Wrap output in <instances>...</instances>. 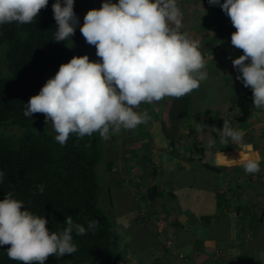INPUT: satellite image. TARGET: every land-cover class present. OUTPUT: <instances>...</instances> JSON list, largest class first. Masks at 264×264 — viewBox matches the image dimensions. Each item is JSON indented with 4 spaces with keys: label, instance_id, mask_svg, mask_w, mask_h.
<instances>
[{
    "label": "clouds",
    "instance_id": "1",
    "mask_svg": "<svg viewBox=\"0 0 264 264\" xmlns=\"http://www.w3.org/2000/svg\"><path fill=\"white\" fill-rule=\"evenodd\" d=\"M49 0H0V25L31 24ZM219 6L236 29L231 45L243 54L232 59L236 79L252 91V104L264 109V0H208ZM75 0H55V42L71 40L79 19ZM184 14L177 0H103L99 9L87 11L80 26L85 42L96 49L99 60L88 55L73 56L62 63L39 93L29 98L24 115L40 113L51 122L55 140L64 146L70 135L78 139L97 133L105 141L123 131H133L152 117L142 104L164 98H182L198 90L206 81V60L198 39L182 31ZM208 127L199 123L196 132ZM222 143L241 144L244 130L223 120L222 129L211 127ZM214 141L207 148L214 147ZM241 163L246 174L261 171V158L229 159L216 153L217 165ZM5 173L0 171V182ZM44 184L36 191L43 194ZM33 192V195L36 194ZM49 221L34 214L12 192L0 200V246L7 247L10 260L20 264H45L50 256L58 259L78 251L73 234L83 236L94 230L67 216L64 229L51 231Z\"/></svg>",
    "mask_w": 264,
    "mask_h": 264
},
{
    "label": "crops",
    "instance_id": "2",
    "mask_svg": "<svg viewBox=\"0 0 264 264\" xmlns=\"http://www.w3.org/2000/svg\"><path fill=\"white\" fill-rule=\"evenodd\" d=\"M191 3L177 0L184 18L207 17L209 9L197 14ZM188 25L182 31L190 33ZM222 48V58H209V53L204 58L206 81L223 92H210L213 99L208 92H192L179 99L142 104L138 111L147 110L152 117L147 124L122 130L107 141L101 139L109 204L114 194L130 203L125 225L115 229L127 264H264V243H259L264 238V109L253 107L246 121H235L233 102L241 81L236 79L239 73L232 59L243 52L231 45V37ZM195 93L200 96L199 106L193 110ZM223 120L244 130L243 142L220 143L209 150L208 142L218 138L211 127L222 129ZM199 123L208 126L200 133L196 132ZM219 152L236 160L258 155L261 171L246 174L239 162L217 165ZM204 163L219 169L210 170ZM189 173L194 180L184 179ZM152 186L155 195L149 197L147 190ZM181 191L185 195H179ZM182 198L189 204L184 205Z\"/></svg>",
    "mask_w": 264,
    "mask_h": 264
},
{
    "label": "trees",
    "instance_id": "3",
    "mask_svg": "<svg viewBox=\"0 0 264 264\" xmlns=\"http://www.w3.org/2000/svg\"><path fill=\"white\" fill-rule=\"evenodd\" d=\"M54 2L49 0L47 7L31 24L0 25V44L5 45L4 73L0 71V171L5 176L0 182V200L12 192L14 198L24 202L25 208L44 216L49 221V229L55 232L64 229V221L69 215L85 228L89 222H96L95 229L85 235L73 234L77 252L59 259L50 256L45 264H127L125 247L97 202L95 166L102 159L103 152L99 135L94 133L78 139L72 134L61 146L55 136L43 128V114L24 115L25 104L31 96L39 93L46 70L50 71L52 78L62 63L69 62L73 56L86 55L81 48L68 49L69 40H53L57 27L52 10ZM208 8L202 26H192L189 33L190 36L198 35L195 38L200 41L203 55L213 53L214 47L221 49L236 31L219 6L209 5ZM74 11L79 25L71 39L81 35L78 0H75ZM209 70L215 72L212 66ZM220 78L229 81L227 76ZM233 106L237 110L234 119L238 123L246 121L253 110L252 91L242 82ZM10 126L19 128L14 138L3 135ZM204 167L214 171L219 169L208 163H204ZM39 184L45 185L43 194L36 191ZM153 195L154 186L147 190V196ZM7 247L0 246V264H20L8 258Z\"/></svg>",
    "mask_w": 264,
    "mask_h": 264
},
{
    "label": "rangeland",
    "instance_id": "4",
    "mask_svg": "<svg viewBox=\"0 0 264 264\" xmlns=\"http://www.w3.org/2000/svg\"><path fill=\"white\" fill-rule=\"evenodd\" d=\"M79 2V6H80V14H81V18H82V24H83V18L84 15L87 13L88 10L96 8L99 9L103 3V0H78ZM113 3H118V0H112ZM192 7L196 8V12L197 14H202L204 9H209V3L208 0H192ZM206 18V16L204 15H200V16H194L191 18H183V24L184 27L189 26L188 24H190V26H194V25H199L202 26L204 19ZM192 38L196 39L198 38V35L194 34L191 36ZM196 37V38H195ZM66 47L70 50L73 49H77V48H81L84 50L85 54L89 56L90 60L96 61L99 60V57H97L96 55L94 57L91 56V52L93 51L92 54H96V49L94 46H91L89 44H87L85 42L84 37L82 36V34L75 38V39H71L67 42ZM4 50H5V45L4 44H0V71L4 73ZM224 49L221 48L219 49L218 47H214V52L213 53H209L208 56L209 58H213L214 56L219 55L221 58L222 56H224L223 54H221V52H223ZM229 52V51H228ZM6 71V70H5ZM51 77V73L49 70H46L44 72V76H43V81L41 84V87L39 88L38 92L40 91V89L42 88V86L46 83V81ZM193 92H208V95L211 97V93L210 92H223V90H221L220 88H218V86H216L213 82L210 81H204L203 85L199 87L198 90H194ZM199 95L198 93H195L192 97V109H196L197 106H199L198 104V100H199ZM209 99V97H208ZM213 99V96L210 98ZM43 128L49 132L52 135H56V133L54 132L51 122L47 123L46 122L43 124ZM19 131V128L17 126H10L8 127L3 134L4 136H8V137H13L15 135H17V132ZM14 138V137H13ZM214 147H217V145H220L221 140L218 136L217 139L214 140ZM231 141H229L228 144H230ZM224 144V143H223ZM102 145V142H101ZM208 145V144H207ZM103 155H102V159L96 164L95 166V171H96V175H97V202L99 207L105 212V214L109 217L111 223H112V229L115 231L116 227L119 225L124 226L125 222H126V218H128L129 216V212L131 210L130 208V203L128 202L127 198H125L123 195H118V194H114L113 198H112V205L109 204V195L107 192V184L105 182L104 179V170H103ZM193 173V171H192ZM186 176V175H185ZM187 180H194L193 175L191 173L187 174L186 176ZM186 191V190H183ZM181 191L179 193V195H185L184 192ZM183 201V204H189L187 200H185V198L180 199ZM187 201V202H186ZM184 204V205H185ZM117 213H121L122 217L116 218ZM130 235V232H128ZM121 238L123 236H120ZM260 244L264 243V238H261V241H259Z\"/></svg>",
    "mask_w": 264,
    "mask_h": 264
},
{
    "label": "built area",
    "instance_id": "5",
    "mask_svg": "<svg viewBox=\"0 0 264 264\" xmlns=\"http://www.w3.org/2000/svg\"><path fill=\"white\" fill-rule=\"evenodd\" d=\"M139 219H141V220L143 219L142 213L141 214L139 213Z\"/></svg>",
    "mask_w": 264,
    "mask_h": 264
},
{
    "label": "bare ground",
    "instance_id": "6",
    "mask_svg": "<svg viewBox=\"0 0 264 264\" xmlns=\"http://www.w3.org/2000/svg\"><path fill=\"white\" fill-rule=\"evenodd\" d=\"M235 156V155H234Z\"/></svg>",
    "mask_w": 264,
    "mask_h": 264
}]
</instances>
